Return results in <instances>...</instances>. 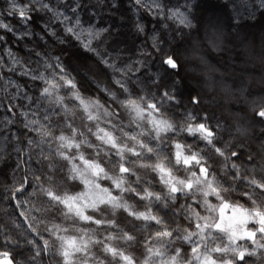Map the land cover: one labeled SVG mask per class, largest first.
<instances>
[{
  "label": "clouds",
  "instance_id": "9594fccd",
  "mask_svg": "<svg viewBox=\"0 0 264 264\" xmlns=\"http://www.w3.org/2000/svg\"><path fill=\"white\" fill-rule=\"evenodd\" d=\"M0 264H264V0H0Z\"/></svg>",
  "mask_w": 264,
  "mask_h": 264
}]
</instances>
